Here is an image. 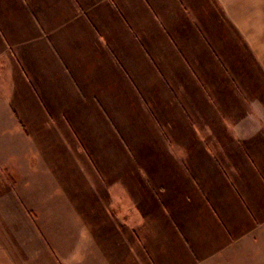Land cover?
Instances as JSON below:
<instances>
[{
  "label": "crops",
  "instance_id": "1",
  "mask_svg": "<svg viewBox=\"0 0 264 264\" xmlns=\"http://www.w3.org/2000/svg\"><path fill=\"white\" fill-rule=\"evenodd\" d=\"M245 1L0 0V150L28 179L27 227L35 203H54L37 218L76 225L79 264L264 255V83L235 105L206 54ZM18 212L0 197L2 227Z\"/></svg>",
  "mask_w": 264,
  "mask_h": 264
},
{
  "label": "rangeland",
  "instance_id": "2",
  "mask_svg": "<svg viewBox=\"0 0 264 264\" xmlns=\"http://www.w3.org/2000/svg\"><path fill=\"white\" fill-rule=\"evenodd\" d=\"M255 2L257 3V11H254ZM243 4L247 7V16L233 18L232 20H234L235 24L228 19L227 39L225 35H222V42L221 38L218 37V40H214L212 45V47L218 48V50L206 53L213 60V67L215 66L217 78L227 76L231 80V89L235 96L232 98V102L235 105L239 101L241 89L258 87L259 84L262 86L264 83V0H247ZM239 28L242 31H239ZM201 54L205 55V53ZM202 65L207 64L205 61H202V63L200 61V69ZM253 75L255 79L251 78ZM257 77H260V79ZM263 99L264 95L261 101ZM208 118L203 117L202 120L206 122ZM174 121L177 126L180 125L178 120ZM180 121L183 125V119H180ZM191 121L194 123V118ZM181 136L183 139H186L192 135L188 133L181 134L178 137L181 138ZM0 141V147H4V139L2 138ZM7 151L9 152V150ZM8 155L9 153L7 154L5 149L0 150V197H10L12 204H16V208L19 210L18 222L21 226L17 224L16 230H13L8 226L2 227L0 221V247L3 252L10 253L11 257L16 261L13 264H27V262H30L27 259L30 255L24 258V249L28 247L25 239L33 235V231L36 230L35 234L42 242L38 241L36 245L38 248L32 250V255H37L32 258L35 259L32 260L33 263L39 262L38 264H42V256L45 255L44 250L52 252L54 249L55 264H79V257L77 256L78 245L76 233L74 232L76 225L74 223L72 225L66 223L64 226L59 227L56 223H50L47 226V224L43 225V216L41 219L37 218L44 213H48L47 211L51 212L54 210V212H57L56 209H53L55 206L54 203L37 202L34 204L37 207V214L35 213L33 217H36L35 223L40 224V226L35 225L34 228L33 224H31V226L27 227V224L24 223V220L28 221L32 217L30 215V218H28L29 211L24 196L28 179L22 178L24 175L22 173L23 165L21 163L9 165L3 162L7 159ZM131 157L133 158V156ZM127 161L131 162V159L129 158ZM95 180L97 181V178ZM45 197H48L47 193ZM5 200L7 202L9 201L8 199ZM49 221H52L51 218ZM68 231L72 233L70 234L71 238L68 237ZM43 238L45 240L47 238L48 240L44 241ZM61 238L62 241L60 240ZM90 243H92V239H90ZM44 244L47 248L43 246ZM42 249L43 253H41L42 251H38ZM259 251H262V249L246 250V257L240 264H264V255H259ZM89 258L90 260L86 264H94V256L92 253L89 255ZM236 262L239 264L238 260ZM220 263L235 264L231 260L223 263L221 261Z\"/></svg>",
  "mask_w": 264,
  "mask_h": 264
}]
</instances>
